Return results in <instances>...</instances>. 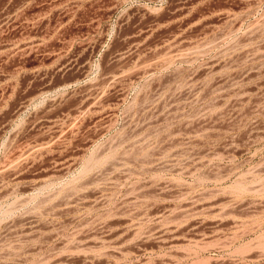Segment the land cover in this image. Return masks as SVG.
Segmentation results:
<instances>
[{
  "label": "rangeland",
  "instance_id": "rangeland-1",
  "mask_svg": "<svg viewBox=\"0 0 264 264\" xmlns=\"http://www.w3.org/2000/svg\"><path fill=\"white\" fill-rule=\"evenodd\" d=\"M0 264H264V0H0Z\"/></svg>",
  "mask_w": 264,
  "mask_h": 264
},
{
  "label": "bare ground",
  "instance_id": "bare-ground-1",
  "mask_svg": "<svg viewBox=\"0 0 264 264\" xmlns=\"http://www.w3.org/2000/svg\"><path fill=\"white\" fill-rule=\"evenodd\" d=\"M120 72H121V71H120ZM117 73H118V72H117ZM37 148H38V147H37ZM37 148H36V149H37ZM32 149H33V148H32ZM34 149H35V148H34ZM28 151H29V150H28ZM32 151H33V150H32ZM27 153H28V152H27Z\"/></svg>",
  "mask_w": 264,
  "mask_h": 264
}]
</instances>
